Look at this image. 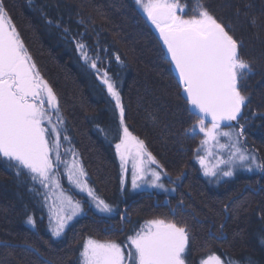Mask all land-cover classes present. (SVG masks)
<instances>
[{
	"label": "trees",
	"instance_id": "trees-1",
	"mask_svg": "<svg viewBox=\"0 0 264 264\" xmlns=\"http://www.w3.org/2000/svg\"><path fill=\"white\" fill-rule=\"evenodd\" d=\"M3 2L41 75L59 99L62 116L69 125L67 133L77 144L90 183L105 200L117 206L120 198L114 101L61 30L48 24L47 19L62 20L73 33H84L85 26L78 22L83 18L88 42L95 45L99 41L107 49L106 56L121 57L124 64L112 59L111 71L120 80L127 126L144 140L174 180L183 175L176 182L174 196L157 203L152 198L130 201L126 221L87 217L57 240L48 231L49 214L41 197L29 191L31 182L19 183L14 173L0 163V241L14 246L7 249L0 243V264H42L41 255L33 248L54 264H82L79 253L87 235L122 241L121 228L133 233L144 220L157 218L188 225L193 236L186 254L188 264H200L209 253L224 259L242 258L244 264H264V188L260 187L264 180L260 174L240 173L217 185L203 175L195 151L201 137L184 136L195 123L194 117L186 110L189 105L181 96L172 66L162 55L160 37L135 0ZM205 3L225 23L232 24L235 35L243 40V56L254 63L255 71L244 84L250 97L242 113L247 120L241 122L245 123L247 145L264 157V0ZM195 4L196 0H189L186 13H191ZM253 16L260 27L249 23ZM249 184L255 191L248 189ZM236 200L238 204L233 203ZM226 204H231V213L224 211ZM28 215L37 219V229L25 223ZM221 223L225 225V241L211 240L209 229L218 230Z\"/></svg>",
	"mask_w": 264,
	"mask_h": 264
},
{
	"label": "snow or ice",
	"instance_id": "snow-or-ice-1",
	"mask_svg": "<svg viewBox=\"0 0 264 264\" xmlns=\"http://www.w3.org/2000/svg\"><path fill=\"white\" fill-rule=\"evenodd\" d=\"M135 3L158 31L163 42L162 55L174 68L181 96L186 105H190L186 110L194 117L195 123L185 131L184 136L194 139L203 134L200 147L195 150L203 175L209 183L217 185L225 178L233 179L240 170L260 174L264 180V157L258 156L256 150L247 145L245 123L241 122L247 120L242 113L250 103L244 84L254 73L255 66L243 56V40L235 35L232 24L217 16L205 0H196L191 13L185 12L186 0H135ZM236 14L240 15L239 8ZM78 22L85 26L84 33H73L62 20L47 19L48 24L61 30L86 68L93 72L114 101L118 135L122 130L114 147L124 173L128 172L131 161V191L153 188L175 192V188L166 187L164 177L176 183L183 173L172 181L164 166L147 149L144 140L133 135L127 126L120 80L111 71L112 59L120 65L124 61L119 55L106 56L107 49L99 45V41L95 45L90 44L86 34L87 24L83 18ZM249 23L254 28L261 26L255 16L250 18ZM234 121L235 126L232 124ZM63 124L55 91L41 75L3 0H0V163L14 173L19 183L31 182L29 191L41 197L42 205L47 207L48 231L57 240L64 237L73 220L86 214L81 201L64 193L60 184L61 164L69 183L90 198L97 212L106 218L120 215L117 207L98 195L89 184L88 174L83 164L77 161L78 154L74 150L65 148V154L71 151L73 158L64 160L61 138L69 143L71 140ZM247 187L255 191L252 184ZM260 187L264 188V184ZM54 189L60 191L62 199L52 198ZM233 203L238 204L239 200ZM232 210L231 204L224 206L226 213ZM120 218L123 220L125 216L120 215ZM25 223L37 229L34 216L28 215ZM224 228L223 223L218 230L210 228L209 238L224 242ZM128 240L126 255L119 243L88 238L79 253L81 262L188 264L186 254L193 236L187 224L157 218L148 221ZM0 243L7 249L14 247L8 241ZM27 247L33 248L32 245ZM33 251L41 255L42 264H54L52 260L43 258L38 248H33ZM200 264H244V260L224 259L221 255L210 253L207 258L201 259Z\"/></svg>",
	"mask_w": 264,
	"mask_h": 264
},
{
	"label": "rangeland",
	"instance_id": "rangeland-1",
	"mask_svg": "<svg viewBox=\"0 0 264 264\" xmlns=\"http://www.w3.org/2000/svg\"><path fill=\"white\" fill-rule=\"evenodd\" d=\"M189 0H186V5L188 4ZM138 6V5H137ZM140 12L142 13V15L144 16L145 20L147 21V23L154 29V31L156 32V34L158 35L159 37V33L158 31L155 29V26L151 24V22L147 19L146 15L143 13L142 9L138 6ZM185 12H187V6L185 7ZM162 41V40H161ZM163 43V42H162ZM173 69V67H172ZM175 74V73H174ZM176 76V75H175ZM177 78V77H176ZM108 95V94H107ZM190 107V105H189ZM207 123V121H206ZM236 123V122H234ZM232 123V124H234ZM68 121L64 118V124H63V128L64 129H68ZM234 126V125H233ZM129 128V127H128ZM130 130V128H129ZM225 130H227V128H225ZM131 131V130H130ZM68 134V133H67ZM119 135H122V130L120 132ZM69 136V134H68ZM199 138H200V142H201V139H202V136L203 134H198L197 135ZM70 137V136H69ZM115 138V136H114ZM222 140L225 139V138H221ZM71 140V143H69L68 141L64 140L63 137L61 138V142L62 144L64 145V147L61 148V154L64 158L65 161H70L73 157H72V153L71 151H69L67 154H65V148H68L70 150H74L75 153L78 154V156L76 157L77 161L79 163H82L84 168H85V165L83 163V159H82V156H81V153L78 151V147H77V144L70 138ZM119 142V137L117 139V141L115 143H118ZM147 146V145H146ZM148 149V148H147ZM150 151V149H148ZM152 153V151H150ZM115 154H116V157H117V162H118V169H119V176H120V180H119V195L117 197H120L118 199L117 202V211L120 213V215H124L125 216V212L124 210L127 209V211H129L130 209V201H132L133 203H135L138 199H146V198H152L155 200V203H157V201L159 200H162V199H166V197H170V196H174L175 195V192H164L160 189H153V188H146L144 189L143 191L141 190H137L136 192H132L131 191V188H130V182H131V173H132V167H131V161H129V164H128V172L127 173H124L121 169V166H120V160H119V156L118 154L116 153L115 151ZM153 154V153H152ZM154 155V154H153ZM226 155V154H225ZM156 158L157 156L154 155ZM153 168H155V165H152ZM164 169L166 170V167L164 166ZM86 170V168H85ZM167 171V170H166ZM87 172V171H86ZM240 173H243V174H247L248 176L250 175H253V173H247L245 171H237L236 173V176L239 175ZM169 176L171 177L170 173H169ZM171 180L172 181H175L174 178L171 177ZM229 179L225 178L224 180H222L220 183H223L225 181H227ZM88 181H89V178H88ZM122 181H123V184H122ZM164 183L166 185V187L168 188H175L176 189V185L177 183H171L169 182V177H164ZM60 184L62 186V189L64 191V193L66 195H70L72 197H74L75 199L81 201V203L83 204V207L85 209V215H81L79 217H77L75 220H73L68 229L65 231L66 232H69L71 229H74L75 226L77 224H79L81 222L82 219L84 218H90L93 219V218H98L100 221L102 220L101 218H105L101 213L97 212L96 209L94 208V206L91 204L90 202V198L87 197V195L85 193H81L78 189H76L73 185H71L67 179V175L65 174L64 172V165L61 164L60 165ZM89 184L93 186L92 183H90L89 181ZM37 188H39L40 186L37 184L36 185ZM123 188V191L121 190ZM94 189L96 190L97 192V189L94 187ZM98 195H100L99 192H97ZM128 196H127V195ZM101 196V195H100ZM103 199L104 197L101 196ZM52 198L54 200H60L62 199L63 197H61L60 195V191L57 190V189H54L53 190V194H52ZM107 202L111 203V201L109 200H106ZM163 202V201H162ZM112 204V203H111ZM47 208V207H46ZM48 210V209H47ZM49 214V213H48ZM120 215H117V214H113V217L112 219L117 220L120 219ZM130 215V214H129ZM121 221H126L125 219L121 220ZM148 221L144 220V222H142V225L139 227V228H136L135 231H138L140 228L144 227L146 225ZM124 232V235L122 236V241L121 239L120 240H115L114 242L116 243H119L122 248L125 249V254L127 255V251L129 249V236L133 235V233H130L129 230H125V229H122L121 228V232ZM88 238H93V239H97V237H92V236H86L85 240H84V243L86 242V240ZM98 240H101V241H104L102 239H98ZM83 243V244H84ZM210 254V253H209ZM209 254H207L206 256H204L203 258H207L209 256ZM81 259V258H80ZM201 262V260H200Z\"/></svg>",
	"mask_w": 264,
	"mask_h": 264
},
{
	"label": "water",
	"instance_id": "water-1",
	"mask_svg": "<svg viewBox=\"0 0 264 264\" xmlns=\"http://www.w3.org/2000/svg\"><path fill=\"white\" fill-rule=\"evenodd\" d=\"M173 71H174V68H173ZM174 73H175V71H174ZM176 75V74H175ZM235 122V121H234ZM234 122H232V123H234Z\"/></svg>",
	"mask_w": 264,
	"mask_h": 264
}]
</instances>
